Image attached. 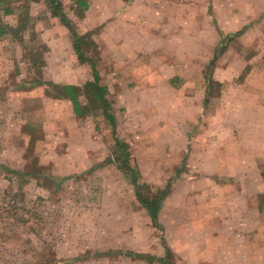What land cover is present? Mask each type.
Segmentation results:
<instances>
[{"label":"rangeland","instance_id":"374dc122","mask_svg":"<svg viewBox=\"0 0 264 264\" xmlns=\"http://www.w3.org/2000/svg\"><path fill=\"white\" fill-rule=\"evenodd\" d=\"M73 1L62 0L66 14L72 16L76 12ZM106 1L95 0L101 19L113 11H121L122 5L117 0H109L112 6ZM144 2L154 8L157 21L164 16L172 24L171 31H162L163 37L175 33L172 43L178 54L177 61L165 55L164 63L172 62L186 69L189 66L196 72L204 68L203 59L210 56L219 40L215 23L228 32L219 61L227 63L241 56L250 58L258 51L264 54V0ZM144 2L140 0L137 13L127 15L126 19L143 14ZM27 7L31 18L25 22L24 30H19L27 16ZM6 8L14 13H5ZM48 11L47 0H0V26H7L6 34L0 39V264H150L147 259L126 255L123 253L126 250L150 254L155 257L151 264H163L157 258L165 256L166 241L173 248L172 264H264V207L260 208L259 227L246 231V243L238 238L241 237L238 224L235 233L232 232L235 235L232 240L226 238L230 232L228 226L232 230V224L219 226L214 237L208 239L198 234L189 237L187 231L181 230L171 236L173 228L181 224L177 216L186 217L187 204L181 196L188 192L187 185L182 184L179 194L169 195L164 201L161 212L164 229L154 227L137 200L128 176L115 162L109 161L115 141L102 112L79 116L71 101L68 106L54 96L43 95L41 89L29 94L31 81L51 80L49 74H36L38 65L34 67V61H30V47L41 44V29L44 28L52 40L60 42L70 35L60 19L48 16ZM116 22L120 23L108 26L103 22L96 28L92 37L96 51L91 55L98 61L102 84L109 88L118 120V135L131 142L138 156L135 161L148 182L165 186L171 179L186 180L192 175L177 172L186 169L181 157L184 148L174 144L184 133L181 128L177 130L178 127L158 126V120L171 113L172 94H146L143 100H155L156 110H150L149 105L139 108L137 99L131 98V102H127L132 108L126 114V101L121 97L135 81L124 78L121 71L113 73L116 69L112 71L108 66L109 52H112V43L120 46L126 41L129 44L136 36L134 30L128 28L127 20ZM242 25L249 28L240 37L235 32ZM18 54L21 58L15 57ZM192 54L200 55L195 64L190 58ZM263 59L255 61L254 66L264 72ZM210 71L207 69L206 73ZM240 84L247 89L240 94L244 102L240 101V113L230 114L228 121L234 124L235 120L251 119V104H264V74L253 77L241 74L236 80L215 86L210 91L204 114L207 121L221 119L216 108L222 102V94ZM80 99L88 103L83 95ZM138 116L143 121H139ZM259 120L263 118L260 116ZM201 121L202 118L196 119L195 126L190 121L191 128L188 127L196 145L201 144L202 136L209 139L215 134L212 127L201 130ZM246 134L249 132H244V136ZM156 138L161 139L163 145L156 142ZM260 163L264 166V160ZM30 172L43 174L34 176ZM238 209H224L223 220L240 218ZM196 221L198 227H203L202 217ZM248 248L252 249L251 253L247 252Z\"/></svg>","mask_w":264,"mask_h":264},{"label":"crops","instance_id":"0c3cea01","mask_svg":"<svg viewBox=\"0 0 264 264\" xmlns=\"http://www.w3.org/2000/svg\"><path fill=\"white\" fill-rule=\"evenodd\" d=\"M86 1L88 6L83 9L74 0V11L76 12L73 16L67 14L73 21L74 27L79 34L92 32L94 36L96 28L101 23L106 22L109 26L111 24H118L120 22L116 21L121 20H127L128 28L134 30L136 36L134 42L127 44L125 41L120 46L119 44L116 46L112 43L110 45L112 52H109L111 57L109 58L108 66L112 71L116 69V72L113 73L121 71L124 78L135 81L134 85L121 97L124 102L126 101L124 103L126 114H129L131 111L132 107L128 102H131L132 99H137L139 108L149 105L150 110H156L157 102L155 100L148 102L146 101L147 99L143 100V97L148 93L162 95L164 92H170L172 94L170 100L171 113L168 117L158 120V126L170 125L173 128L178 127L177 130L181 128V132L184 135L180 136V141L174 144L175 146L182 145L184 148L181 157L183 160L182 164H186V169L177 172L178 174L184 172L193 177L191 176L186 180L180 177L175 180L176 182L173 181L170 195L174 193L176 195L179 194L178 188L182 187L184 183L187 185L188 192L184 196H181L187 204L186 217L177 216V221L181 224L173 226L171 236H176L177 231L181 230L182 232L187 231L189 237L200 235L204 239H208L214 237L216 234L215 230H219V226L223 228L222 226L225 224H227L226 226L232 224V230L228 226L230 232L226 236L227 239L232 240L235 238L234 233L238 224L241 236L238 238L242 243H246V231H252L259 227L261 211L259 195L264 193V178L262 173L264 166L260 163V161L264 160V104H251L253 115L250 120L244 121L241 119L240 122L235 120L234 124L233 122H229L228 116L230 114L240 113L241 102H244L240 96L247 90L244 84L231 86L224 91L221 96L222 102L216 108L219 116L221 115V119L217 122L216 120L215 122L214 120L207 121L204 118L210 97L207 78L211 76L215 81L223 83L233 79L236 80L241 74H251L252 77L255 74H264L261 69L258 70L259 68L254 66V62H258L264 58V54L258 51L250 58L241 56L227 63L222 62V60L219 61L220 57L224 54L220 49L226 45L224 36L228 32L221 24L215 23L219 40L214 44L210 56L203 59L204 64L202 67L204 68H200L196 72L195 69H191L189 66L186 69L183 66L172 65V62L164 63L163 56L165 55H169L177 61L178 54H176L174 44L172 43L175 33H172L171 36L163 37L162 31H171L173 29L172 24L167 22L164 16H160V20L157 21L154 18V8L150 7L148 2L142 0L144 2L143 14L138 13V18H130L128 20L126 19L127 15L131 17L132 14L134 16L137 13L136 6H138L137 3H140V0H117L118 4L122 5L121 11H113L105 19L100 18V12L95 0ZM106 3L112 6L109 0ZM13 13L14 11L12 10L8 14ZM48 16H52L51 11H48ZM122 24L127 26L125 22ZM63 26L70 35L64 37L65 40L62 42L52 40L50 35L44 31V28L41 29V44L37 47H30V61H34L33 65L35 67L36 60L34 58H39L40 60H37L36 74H49L50 79L54 83L80 85L92 77L93 69L88 62L80 61L74 48L73 35L64 24ZM39 28L40 26L37 27V29ZM248 28V25H242L235 33H238V36L241 37ZM1 38L2 36H0ZM4 53V46L2 45L3 57ZM37 53H39L38 56L35 55ZM198 53L200 54V52ZM19 55L21 54L15 57L19 58ZM196 57L199 58L200 55L192 54L190 56L193 64H195ZM210 65L211 71L210 74H207L206 70ZM124 67L126 68L124 69ZM97 68L99 69V66ZM130 69L132 70L130 71ZM100 76L103 80L101 72ZM47 88L46 84H42L29 87L28 91L29 94H32L34 93V89H41L43 95L48 97ZM56 100L68 106L71 101L68 98H58ZM262 113L263 115H260ZM260 116L263 118V121L259 120ZM201 118V130L204 131L206 128L208 130V128L212 127L215 134L209 139L202 136L201 144L196 145V141H194L195 136L192 137L189 134L188 127L191 125L190 121H193L195 126L196 119L199 121ZM155 119L157 121L159 118L156 117ZM139 121H143V119ZM246 131L249 132V135L246 134L244 136V132ZM123 139L129 143L133 158H137V153L132 150L131 142L125 138ZM157 141L162 143L161 139L157 140L156 138ZM174 152L178 153L175 149ZM138 165L141 168L140 164ZM140 171L143 180L152 187H162L161 185L155 186L145 180L144 171L142 169ZM196 175H200V177H195ZM218 202H221V204H218ZM232 207L239 208L236 212L239 213L240 218H233L231 220L225 217L223 220L224 213L222 212L224 209L227 211L228 208ZM218 214L220 216H217ZM198 217L203 218V227H198L196 221ZM160 222L165 227L164 222H162L161 213ZM165 243L172 251V246L167 241ZM244 246L247 245L244 244ZM251 250V248H248L247 252L251 253Z\"/></svg>","mask_w":264,"mask_h":264},{"label":"trees","instance_id":"16d2710c","mask_svg":"<svg viewBox=\"0 0 264 264\" xmlns=\"http://www.w3.org/2000/svg\"><path fill=\"white\" fill-rule=\"evenodd\" d=\"M40 1V0H36ZM79 7L85 9L88 4L86 0H76ZM52 16L58 17L60 21L71 31L73 35L74 48L78 55V58L82 62H88L93 69L92 77L83 84H57L53 81H44L41 79H35L31 81V87L46 84L47 95L54 96V98H68L73 104L74 111L79 116L87 115L88 113L102 112V115L106 118L107 123L111 127L112 136L115 141L113 155L109 158V161L115 162L117 167L124 172L130 179L131 184L134 187L136 198L142 207L147 211L151 218L154 227H160L164 229V226L160 222V213L164 201L170 195L174 179L167 182L165 186L153 188L149 183L143 180L139 165L132 156L130 145L123 138L118 135L117 127L118 120L114 113L113 102L109 98V88L102 84L101 76L98 66V61L91 55L96 51L95 42L92 39L93 33L88 32L86 34H79L73 21L68 17L64 10L62 0H47ZM12 9L6 8L5 13H11ZM29 11L27 7V16L22 20V24L19 26V30H24L25 22L29 19ZM7 26H0V36H4L7 32ZM13 30V28H10ZM238 35V33L236 34ZM224 47V46H223ZM222 50V49H220ZM39 54V53H37ZM35 54V55H37ZM36 60V66L38 65ZM208 70H211V65L208 66ZM208 92L214 89L215 86H222V83L215 81L211 76L207 78ZM52 91H51V90ZM86 97L88 103H83L80 96ZM43 174L41 172H30V175ZM263 178H264V171ZM260 208L264 207V193L259 195ZM165 244L166 254L164 257L157 258L158 261L163 264H172L171 257L173 253L171 249ZM113 253V252H112ZM125 253L128 256H136L141 259H147L151 264L153 263L154 256L145 253L135 252L132 250H126Z\"/></svg>","mask_w":264,"mask_h":264}]
</instances>
